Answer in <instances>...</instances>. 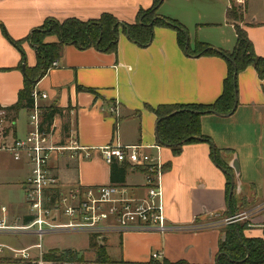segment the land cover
<instances>
[{
  "label": "crops",
  "instance_id": "1",
  "mask_svg": "<svg viewBox=\"0 0 264 264\" xmlns=\"http://www.w3.org/2000/svg\"><path fill=\"white\" fill-rule=\"evenodd\" d=\"M153 1L0 0V106L14 105L24 87L22 53L7 35L22 40L48 18L63 21L75 17L87 21L112 13L120 21L133 23L138 11L151 8ZM243 1L162 0L158 13L187 29L190 47L200 41L216 50L230 51L235 46L236 33L227 11L235 6L242 14L240 26L252 41L256 55L264 57V0ZM56 41L55 36L45 40ZM27 43L23 48L26 54L23 67H34L36 49ZM56 62L58 65L51 66L35 87L48 95L42 101L44 114L49 107L56 109L51 124L45 122L44 116V124L54 129V142L68 145L76 139L81 146L93 149L142 145L164 165L165 215L175 229L103 237L102 243L114 261L145 263L158 253L159 261L217 264L220 247L227 237L226 227L232 230L241 226L245 238H263L264 79L254 67L246 68L238 76V106L232 114L211 113L201 117L202 134L211 139L220 150L221 160L231 169L235 186L228 195L230 179L212 158L211 143H188L180 153H175L173 147L159 144L158 118L153 111L160 105L214 103L222 94L227 76L224 58L189 55L179 46L174 28L156 26L154 38L146 47L121 33L116 52L67 45ZM116 107L118 112L113 111ZM24 111L28 114L25 128L19 132L18 115L13 137L26 135L30 128L29 110ZM94 153L90 159L80 161L64 157L63 161L50 165V169L64 188L75 184H114L126 188L130 197L146 195L144 169L115 162L118 167H126V176L123 183H113L112 164ZM4 156L11 157L1 154L0 160ZM232 165L238 167V173ZM26 178L19 181L21 188ZM8 207L13 219L14 206ZM26 212L27 208L18 217ZM86 236L85 246L63 249L76 250L84 256L91 253L94 260L95 253L89 250L93 235ZM55 248L58 246H49L44 251L47 254Z\"/></svg>",
  "mask_w": 264,
  "mask_h": 264
},
{
  "label": "trees",
  "instance_id": "2",
  "mask_svg": "<svg viewBox=\"0 0 264 264\" xmlns=\"http://www.w3.org/2000/svg\"><path fill=\"white\" fill-rule=\"evenodd\" d=\"M162 0H154L149 9H140L136 21L127 23L120 21L112 13H103L98 18L87 21L75 17L59 21L48 18L44 23L34 29L26 38L8 39L20 50L23 42H30L36 49V64L34 67L25 65L24 87L19 92L18 101L9 107L0 106V113L5 114L7 120L15 122L22 110H29L33 104L32 92L37 83L44 77L52 64L63 55L67 45H74L79 49L95 48L104 53L116 52L120 34L126 35L131 41L141 47L148 46L154 38L156 26L172 27L177 31L179 46L189 55H218L224 58L227 64V76L223 81V91L220 97L211 104H170L160 105L153 109L158 118L157 136L161 145L173 147L175 153H180L182 146L188 143L207 141L212 145L211 156L214 161L226 170L228 174L227 193L234 189V181L231 177V169L223 163L220 150L214 146L208 136L202 134L201 117L205 114H232L238 106V76L246 68H255L258 76L264 79V57L257 56L254 46L247 32L240 26L242 19L240 10L233 6L228 9L227 15L234 22L236 43L231 51L216 50L204 42H196L194 47L187 45L188 31L178 21L162 17L158 9ZM55 36L56 42L47 43L45 39ZM201 47V48H200ZM25 55L22 53V62ZM83 90L82 87H79ZM89 90V89H86ZM56 113L54 107L47 109L45 122L53 119ZM119 170L116 172V169ZM111 180L113 183H123L126 176V167H118L114 162L111 165ZM57 194L55 195V197ZM30 217L25 218V222ZM227 230V237L222 243L217 256V264H264V236L263 238H245L242 227ZM89 250L95 253L94 260H86L85 256L76 250L65 249L61 252H49L45 258L54 264H160L152 258L145 263H126L114 261L107 253L104 244L97 241V237L90 239ZM162 264H186L185 262L172 263L166 259L160 260ZM11 259L0 258V264H12ZM31 264V263H23Z\"/></svg>",
  "mask_w": 264,
  "mask_h": 264
},
{
  "label": "built area",
  "instance_id": "3",
  "mask_svg": "<svg viewBox=\"0 0 264 264\" xmlns=\"http://www.w3.org/2000/svg\"><path fill=\"white\" fill-rule=\"evenodd\" d=\"M243 3V0H239ZM55 61L52 66H57ZM45 92L34 88L29 109V130L22 137H13L14 122L0 113V155L8 154L15 161L28 163L30 172L22 184L27 212L12 222L9 207L0 203V235L32 236L37 242L15 247L0 242V258L17 259L19 264H54L45 258L43 238L60 233H83L96 237L127 232H161L175 229L170 225L164 206L162 176L164 165L142 145H106L99 149L81 146L76 139L68 145L54 142V129L44 124L42 101ZM113 111L118 112L116 107ZM96 152L109 164L114 162L140 167L147 174V193L133 198L118 185L64 188L61 179L52 173V156L69 159H90ZM57 196L55 197V195ZM30 221L25 222V218ZM68 222H60L61 219ZM233 220V218L231 219ZM230 220V221H231ZM159 260L161 255L153 254Z\"/></svg>",
  "mask_w": 264,
  "mask_h": 264
},
{
  "label": "rangeland",
  "instance_id": "4",
  "mask_svg": "<svg viewBox=\"0 0 264 264\" xmlns=\"http://www.w3.org/2000/svg\"><path fill=\"white\" fill-rule=\"evenodd\" d=\"M24 44L25 42L21 44V50H22L21 53L26 55L23 49ZM25 63H26V56H25V60L21 63L22 65L20 68H22V70H23V65ZM27 120H28L27 111L24 110L21 111L18 120L19 132L24 130L25 123ZM58 160L63 161L64 159L62 157H59L57 154H54L52 156L50 165H54ZM28 171H29V167L26 162L15 161L13 160L12 157L9 156H4L0 160V203L8 206H14V211H13L14 220H12V222H16L17 217L20 216L27 208V205L24 203L25 194L23 189L20 187L19 181L27 177ZM60 222H68V220L63 218L61 219ZM86 235L87 234H83V233H60V234L47 235L43 238V249L46 250L49 248V246L55 245L58 246V248L52 249L49 252L56 253L63 251L64 250L63 248L67 246L83 247L87 243ZM37 241H38L37 238L32 236L0 235V242L13 246H26L29 244L36 243ZM85 259L92 260L93 254L91 253L85 254ZM13 260L14 261L12 262L14 263L12 264H19L17 262L19 260L15 258ZM157 262L162 264V261H157Z\"/></svg>",
  "mask_w": 264,
  "mask_h": 264
},
{
  "label": "water",
  "instance_id": "5",
  "mask_svg": "<svg viewBox=\"0 0 264 264\" xmlns=\"http://www.w3.org/2000/svg\"><path fill=\"white\" fill-rule=\"evenodd\" d=\"M187 45H189V38H187ZM25 69V66L23 67V70ZM233 166V165H232ZM234 167V169H236V172L238 173L239 171H238V167L237 166H233ZM98 240H99V242L101 243V245L103 244L102 243V240H103V237L102 236H100V237H98Z\"/></svg>",
  "mask_w": 264,
  "mask_h": 264
}]
</instances>
